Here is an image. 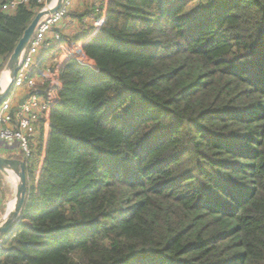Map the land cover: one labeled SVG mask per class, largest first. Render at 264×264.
I'll list each match as a JSON object with an SVG mask.
<instances>
[{
    "label": "trees",
    "instance_id": "obj_1",
    "mask_svg": "<svg viewBox=\"0 0 264 264\" xmlns=\"http://www.w3.org/2000/svg\"><path fill=\"white\" fill-rule=\"evenodd\" d=\"M11 1L0 72L36 8ZM83 51L0 264H264V0H108Z\"/></svg>",
    "mask_w": 264,
    "mask_h": 264
},
{
    "label": "built area",
    "instance_id": "obj_2",
    "mask_svg": "<svg viewBox=\"0 0 264 264\" xmlns=\"http://www.w3.org/2000/svg\"><path fill=\"white\" fill-rule=\"evenodd\" d=\"M29 1L12 0L3 11L12 12L18 5L28 4ZM31 1L36 5L35 17L37 13L53 8L57 0ZM107 4L108 0H91L86 13L75 18L76 29L85 33L92 23L104 22ZM70 6L71 0H64L58 11L40 18L26 49L22 52L11 88L0 103V141L8 145L17 142L18 153L26 161L33 154L34 135L39 131L40 124L42 123L40 131L48 134L50 111L59 103L62 84L58 70L62 63L43 67L45 62L52 61L59 55V61L71 59L79 66L93 67L83 51V43L64 40L58 31L61 24L70 18ZM41 56L43 66L37 61ZM6 84L7 82L2 88ZM22 99L24 101L20 105ZM5 238L0 236V251ZM1 259L0 255V261Z\"/></svg>",
    "mask_w": 264,
    "mask_h": 264
},
{
    "label": "water",
    "instance_id": "obj_3",
    "mask_svg": "<svg viewBox=\"0 0 264 264\" xmlns=\"http://www.w3.org/2000/svg\"><path fill=\"white\" fill-rule=\"evenodd\" d=\"M63 2L64 0H57L55 6L50 10L37 13L24 31L13 53L6 62L5 70L8 73V80L5 88L0 86V103L4 100L11 88L12 82L18 70V64L22 52L26 49L29 40L35 31L38 21L42 16L58 11L61 8ZM23 101L24 99H22L19 104L21 105ZM26 168V160L7 159L0 156V173L6 176L13 174L17 178L16 194L12 209L5 214L3 219L0 220V236L6 237L9 235V233L13 231L19 221L20 213L23 209L27 194Z\"/></svg>",
    "mask_w": 264,
    "mask_h": 264
},
{
    "label": "crops",
    "instance_id": "obj_4",
    "mask_svg": "<svg viewBox=\"0 0 264 264\" xmlns=\"http://www.w3.org/2000/svg\"><path fill=\"white\" fill-rule=\"evenodd\" d=\"M86 3V4H85ZM91 0H71V6L69 9L70 13V18H68V21L65 22L64 24H61L59 28V32L63 35L64 40L68 41H74V42H82L83 45L90 41L92 37L98 32L99 28L103 24V22H95L91 24L89 27L88 31L85 33H80L76 29V24H75V18L79 17L80 15L86 13L90 6ZM58 55V54H57ZM59 56V55H58ZM58 56L54 58L52 61H47L45 62L44 66L42 64V56L39 57L37 60L38 63H40V66H50V65H56L57 63H62L63 60H58ZM8 80V73L5 70V67L1 70L0 72V86L2 87L3 84ZM42 123L40 124V126ZM40 126H39V131L34 135L35 139L33 141L34 145L37 142V139L39 137L40 132ZM44 133V132H43ZM45 135V134H44ZM47 134L44 136L46 138ZM18 144L17 142H12L11 145H8L2 141H0V156L7 158V159H18L21 160L22 156L18 153ZM23 160V159H22ZM1 177H6V175L0 173ZM9 177H15L13 174H9L8 179L10 180ZM7 178V177H6ZM16 179V178H15ZM16 184H17V179L15 180V183L13 184V191L12 195H1L0 192V220L4 218L5 214L10 210L11 206L13 205L12 202H14L15 199V194H16ZM12 185V184H11ZM4 200L8 201V203H4Z\"/></svg>",
    "mask_w": 264,
    "mask_h": 264
},
{
    "label": "rangeland",
    "instance_id": "obj_5",
    "mask_svg": "<svg viewBox=\"0 0 264 264\" xmlns=\"http://www.w3.org/2000/svg\"><path fill=\"white\" fill-rule=\"evenodd\" d=\"M87 1V0H86ZM86 4V3H85ZM197 6L196 5H192L190 6L191 9L193 8H196ZM189 8V9H190ZM188 10L185 11V13L183 14V17H185L187 14H188ZM70 15V14H69ZM40 165V162L38 163V166ZM38 167L37 168H34L33 170V174H34V177L37 178L38 176V171H37ZM9 176V175H8ZM8 176L6 177H1L0 176V192H1V195H12V191H13V184L15 183V180L17 179L16 177H9L10 180L8 179ZM16 178V179H15ZM12 184V185H11ZM4 203H8V201L4 200Z\"/></svg>",
    "mask_w": 264,
    "mask_h": 264
},
{
    "label": "bare ground",
    "instance_id": "obj_6",
    "mask_svg": "<svg viewBox=\"0 0 264 264\" xmlns=\"http://www.w3.org/2000/svg\"><path fill=\"white\" fill-rule=\"evenodd\" d=\"M6 82H7V81H6ZM6 82H5V83H6ZM12 206H13V205H12ZM12 206H11L10 210L12 209ZM10 210H9V211H10Z\"/></svg>",
    "mask_w": 264,
    "mask_h": 264
}]
</instances>
